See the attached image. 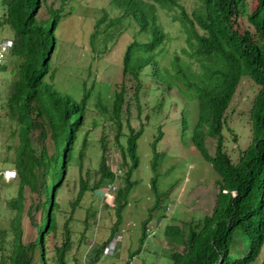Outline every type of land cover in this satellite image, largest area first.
<instances>
[{
  "label": "trees",
  "instance_id": "16d2710c",
  "mask_svg": "<svg viewBox=\"0 0 264 264\" xmlns=\"http://www.w3.org/2000/svg\"><path fill=\"white\" fill-rule=\"evenodd\" d=\"M46 1L9 0L1 21L13 30L14 44L7 56L13 63L14 80L0 116H7L17 124L18 141L8 145L12 154L5 162L15 168L18 185L15 194L7 200V208L12 212L8 227L0 228V264H81L75 255L71 256V251L75 241L80 243L87 237L89 212L83 218L86 226L74 230L75 204L82 201L86 189H104L108 183L117 181L119 185L114 191L112 204L102 202L115 209L117 219L111 235L99 244L90 258V264H97L105 247L119 231L122 211L135 183L131 177L139 164L137 149L142 128L136 129L128 124L126 143L121 142L123 126L118 118L126 100L123 91L117 92L112 112L117 124L115 140L121 152V162L116 169L111 168L109 148L104 140H100L103 153L99 169H92L90 173L88 168L86 175L78 173L77 199L70 216L63 215L60 191L64 187L69 191L72 185H77L75 178L78 175L70 178V171L74 166L82 171L87 153L88 139L85 136L80 141L79 135L86 125L91 89L84 80V91L78 98L55 86L52 56L58 42L56 30L62 16L67 14L63 7L69 0H62L58 7L48 6V16L40 18ZM111 1L121 11L111 14L107 8L102 9L91 34L92 42L101 39L107 46L110 40L117 41L126 29L121 19L130 15L131 7L134 11L141 9L144 16L148 13L150 18L148 23L138 26L139 33L147 36L146 40L129 42L123 55L124 81L129 80V88H132L129 102L139 96V75L148 62L137 52L140 48L152 51L169 38L158 19L157 1L166 10L177 9L174 20L182 25L187 36L189 50L184 48V54L188 60L175 56L177 71L198 98L199 113L193 142L218 172L219 178L212 213L206 214L202 220L184 222L186 232L177 223L167 226L165 234L169 240L183 244V250L170 252L172 264H250L259 257L264 246V0H253L251 6L248 0H195L190 12L179 0ZM119 1L128 7L122 9ZM241 17L247 19L249 27H236ZM117 27H120L118 33H113ZM192 61L199 63V71ZM180 62H184L183 65ZM4 63L0 68L5 67ZM244 76L254 80L258 91L250 110L251 142L234 161L225 149L223 128L227 125L226 111ZM162 137L160 129L152 143L155 152L152 169L155 172L157 143ZM207 137L215 139L213 154L207 147ZM152 187L157 192V175L152 178ZM28 196L34 202L26 209ZM159 198L158 195L157 202ZM34 210L40 211V219L35 222L36 237L31 242H23L24 214L27 211L35 218ZM148 222L149 219L143 222L142 242L147 237ZM8 233H12L9 245L6 244ZM245 245V252L236 255Z\"/></svg>",
  "mask_w": 264,
  "mask_h": 264
},
{
  "label": "rangeland",
  "instance_id": "374dc122",
  "mask_svg": "<svg viewBox=\"0 0 264 264\" xmlns=\"http://www.w3.org/2000/svg\"><path fill=\"white\" fill-rule=\"evenodd\" d=\"M9 0H0V41L13 37V30L7 23H2ZM190 12L195 0H179ZM249 6L253 0H248ZM62 0H47L40 12V18L48 16L47 7H58ZM122 9L128 7L124 2ZM158 3V19L169 38L162 41L152 51L140 48L143 59L148 62L143 65L139 79L141 86L137 99L132 97V88L129 80L124 81L123 55L126 45L137 39L139 42L146 40L145 33H139V27L148 23V13L144 15L141 9L134 11L131 7L130 15L121 19L125 31L116 40H110L107 46L100 39L92 42L91 34L102 9L107 8L109 13L116 14L121 11L111 0H69L64 5L66 15H63L56 30L58 42L52 56V67L55 68V86L62 92H69L80 98L85 80L91 89L87 103L86 125L80 131V141L86 136L87 153L83 161L82 171L74 166L70 171V178L77 185L71 186L67 191L64 187L59 194L62 201V214L70 216L79 189V177L99 169L103 149L100 140L108 146L109 163L116 169L121 162V152L116 145V122L112 112L113 100L117 92L123 91L125 107L120 117L123 126L121 142L126 143L129 125L138 129L142 134L138 138L139 164L132 172L134 185L128 195V203L122 211L119 231L115 233L116 245L105 251L97 264H172L170 252L183 250V244L171 242L165 234L168 225L177 223L182 225L189 220H202L206 214L212 213L218 193L216 180L218 172L212 164L204 158L193 142L195 124L198 119V98L181 77L175 56L188 60L184 48L189 50L187 36L182 25L174 20L177 9L169 11ZM69 12V13H68ZM136 12V13H135ZM239 29L249 27L245 17L236 23ZM120 27L114 28L113 33H118ZM114 41H116L115 45ZM10 57L5 59V67L0 68V111L10 91L14 80L13 63ZM196 71L199 63L192 61ZM182 65L184 62H180ZM134 65V62H133ZM133 83V81H132ZM258 91V85L248 76H244L237 91L226 111L227 125L223 128L224 146L232 159L237 161L242 149L246 148L252 139L250 110L253 98ZM127 106V107H126ZM17 124L7 116H0V170L8 166L5 159L12 154L8 145L16 144ZM162 129L163 137L157 143L158 156L156 157V172L152 169L155 152L152 143L158 131ZM50 141L49 138H47ZM207 147L211 154L214 153L215 139L206 138ZM89 168V169H88ZM94 172V171H93ZM157 175V192L152 187V178ZM92 181L94 177L90 175ZM74 182V181H73ZM72 182V183H73ZM18 177L5 180L0 175V228L8 227L9 217L12 212L7 208V200L15 194ZM159 195V200L157 202ZM31 197V196H30ZM28 196L25 207L34 202ZM35 197V196H34ZM102 197L103 199H101ZM106 188L86 189L80 203L75 204L72 227L79 230L86 226L83 218L89 212V224L86 238L75 244L72 255L82 264H90L99 244L108 239L112 227L117 219L115 209L103 203ZM103 202V203H102ZM157 204L155 208L154 205ZM32 218L25 212L22 220V240L31 242L37 234L36 221L40 219V211L34 210ZM147 223V237L142 242L143 222ZM62 215L59 223H62ZM187 231V224L182 225ZM60 233H58L59 236ZM57 236V237H58ZM114 238V237H113ZM12 239L8 233L6 244ZM58 242H60L58 240ZM245 245L236 255L245 252ZM132 253H135L132 256ZM1 258V251H0ZM72 258V257H70ZM264 246L259 257L250 264H264Z\"/></svg>",
  "mask_w": 264,
  "mask_h": 264
},
{
  "label": "built area",
  "instance_id": "2783aa9c",
  "mask_svg": "<svg viewBox=\"0 0 264 264\" xmlns=\"http://www.w3.org/2000/svg\"><path fill=\"white\" fill-rule=\"evenodd\" d=\"M13 44H14V41H13V39H10V38L0 41V64H2L4 62L7 54L11 51ZM10 176H11L10 171H6L5 177L9 178ZM116 189H117V183L116 182L107 184V186H106V197H109L110 200H113L114 199V191ZM105 200L108 201L107 198ZM114 243H115V241L111 242V244L106 248V252L114 247Z\"/></svg>",
  "mask_w": 264,
  "mask_h": 264
},
{
  "label": "clouds",
  "instance_id": "9594fccd",
  "mask_svg": "<svg viewBox=\"0 0 264 264\" xmlns=\"http://www.w3.org/2000/svg\"><path fill=\"white\" fill-rule=\"evenodd\" d=\"M5 39H8V38H5ZM5 39H3V40H5ZM10 39H12V38H10ZM2 41V40H1ZM5 61V60H4ZM6 171H10V177L9 178H6L5 177V172ZM0 175H2V177L5 179V180H10V179H13L15 176H16V170L15 169H10V168H5L4 170H0ZM116 183H117V187H118V185H119V182H117V181H115ZM109 184V183H108ZM115 198V197H114ZM113 201H114V199H113ZM112 201V202H113ZM112 202L111 203H109V202H105V203H108V204H112ZM113 241H115V243H114V247H115V245H116V239H115V236H114V238L109 242V244L105 247V251H106V248L111 244V242H113ZM113 247V248H114ZM104 251V252H105Z\"/></svg>",
  "mask_w": 264,
  "mask_h": 264
}]
</instances>
